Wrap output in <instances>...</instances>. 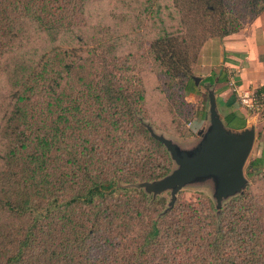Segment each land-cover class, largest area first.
<instances>
[{
    "label": "trees",
    "instance_id": "trees-1",
    "mask_svg": "<svg viewBox=\"0 0 264 264\" xmlns=\"http://www.w3.org/2000/svg\"><path fill=\"white\" fill-rule=\"evenodd\" d=\"M262 10L264 0H0V264H264L262 152L243 166L252 185L218 213L178 194L160 215L162 196L125 186L172 166L140 120L190 135L185 122L204 116L185 99L200 45ZM142 35L149 69L133 60Z\"/></svg>",
    "mask_w": 264,
    "mask_h": 264
},
{
    "label": "water",
    "instance_id": "water-1",
    "mask_svg": "<svg viewBox=\"0 0 264 264\" xmlns=\"http://www.w3.org/2000/svg\"><path fill=\"white\" fill-rule=\"evenodd\" d=\"M192 79L197 83V77ZM206 99L207 119L196 131L194 140L186 144L157 134L142 123L148 134L164 146L174 167L157 179L125 186L142 189L152 198L168 190L169 200L160 215L172 206L176 192L184 186L208 184L217 211L223 200L241 194L245 187L243 165L254 140L253 125L248 123L241 128L225 125L212 87L207 88Z\"/></svg>",
    "mask_w": 264,
    "mask_h": 264
},
{
    "label": "crops",
    "instance_id": "crops-1",
    "mask_svg": "<svg viewBox=\"0 0 264 264\" xmlns=\"http://www.w3.org/2000/svg\"><path fill=\"white\" fill-rule=\"evenodd\" d=\"M193 72L199 81L211 72H221L225 76V80L211 85L217 109L221 117L233 112L244 119V125L251 123L254 129L253 142L259 137L261 146L257 148L254 157L261 152L264 154V108L258 115L250 116L245 113L225 84L227 76L233 75L241 87L264 93V10L236 32L204 40L199 47ZM193 92H187L191 102Z\"/></svg>",
    "mask_w": 264,
    "mask_h": 264
},
{
    "label": "rangeland",
    "instance_id": "rangeland-1",
    "mask_svg": "<svg viewBox=\"0 0 264 264\" xmlns=\"http://www.w3.org/2000/svg\"><path fill=\"white\" fill-rule=\"evenodd\" d=\"M237 4H241V1H238ZM148 38H146L145 35H142L139 37L138 39V44H137V48H135L133 50V60L135 63H138L140 65V67L142 69H149L151 67V60H150V57H148L146 55V51H147V46H148ZM193 72V71H192ZM191 72V73H192ZM194 73V72H193ZM192 73V76H194V74ZM149 76V74H148ZM147 76V77H148ZM211 87V86H210ZM209 87V88H210ZM206 91L207 89L204 88V85L201 84V81H197V83H195V92H193L194 96L192 97V102L188 99L187 97V94L188 93H185V99L189 102H191L193 105H194V109L195 111H198L199 109H203L204 110V116L203 118L201 117H197L196 115L191 117L187 122H185V127L190 130V135L188 136H178V135H175L173 133H170V132H166L160 128H158L155 124H153L151 121L149 120H144V119H141V123H145V124H148L151 129L157 133V134H162L163 136L165 137H169L171 138L172 140L180 143V144H186L192 140H194L193 138L195 137V133L198 129L201 128L203 122L207 119V114H205L207 112V99H206ZM262 111H259V113L257 114H249L250 116L252 115H258L260 114ZM259 137L256 138V141L253 142L252 146H251V149L249 151V154L245 160V163L246 161L250 158V157H254L256 155V151H257V148L261 147L260 144H259ZM244 163V164H245ZM244 166V165H243ZM174 167V164L172 163V166L171 168ZM244 174V172H243ZM245 177V175H244ZM246 184H245V187L243 188L242 190V193L245 191L246 187L249 185L251 186V181L246 178ZM137 190H141L143 191L142 189H138L136 188ZM144 192V191H143ZM145 193V192H144ZM180 194L181 198L185 199V200H195L197 198H201V197H206L208 198L213 206H214V203H213V200H212V197H211V190H210V187L208 184H199V185H188V186H184L182 188H180L177 192H176V195H175V200H176V197L177 195ZM148 196H150L151 199H154L155 197L157 196H162L163 199H164V206L166 207L167 206V202L169 200V191L168 190H165L163 192H161L160 194L156 195L154 198L151 197V194H146ZM230 198H227L225 200H223L221 202V205L219 207V210L220 211V208L221 206ZM174 200V201H175ZM174 203V202H173ZM164 207V208H165ZM163 208V209H164ZM216 210V209H215ZM216 210V213L218 212Z\"/></svg>",
    "mask_w": 264,
    "mask_h": 264
},
{
    "label": "built area",
    "instance_id": "built-area-1",
    "mask_svg": "<svg viewBox=\"0 0 264 264\" xmlns=\"http://www.w3.org/2000/svg\"><path fill=\"white\" fill-rule=\"evenodd\" d=\"M227 87L233 92L238 105L248 114H257L264 108V93L257 89L241 87L233 75H228L225 81Z\"/></svg>",
    "mask_w": 264,
    "mask_h": 264
}]
</instances>
